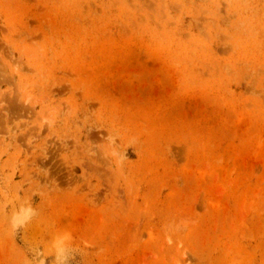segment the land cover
<instances>
[{"label": "rangeland", "instance_id": "374dc122", "mask_svg": "<svg viewBox=\"0 0 264 264\" xmlns=\"http://www.w3.org/2000/svg\"><path fill=\"white\" fill-rule=\"evenodd\" d=\"M0 264H264V0H0Z\"/></svg>", "mask_w": 264, "mask_h": 264}]
</instances>
